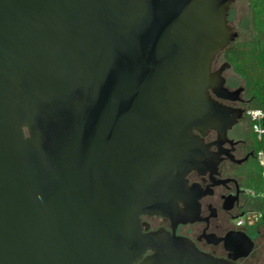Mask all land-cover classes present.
<instances>
[{"label": "water", "instance_id": "water-1", "mask_svg": "<svg viewBox=\"0 0 264 264\" xmlns=\"http://www.w3.org/2000/svg\"><path fill=\"white\" fill-rule=\"evenodd\" d=\"M233 2L0 0V264H240L140 217L243 116L212 70Z\"/></svg>", "mask_w": 264, "mask_h": 264}, {"label": "flooded vegetation", "instance_id": "flooded-vegetation-1", "mask_svg": "<svg viewBox=\"0 0 264 264\" xmlns=\"http://www.w3.org/2000/svg\"><path fill=\"white\" fill-rule=\"evenodd\" d=\"M224 51L216 54L212 70L225 67L222 73L225 77L226 70L233 66L225 58ZM226 86L231 89L227 79ZM221 101L244 111L239 121L227 131L226 137L219 136L216 130H209L206 135L193 130L203 140L208 152L220 158L219 163L191 169L186 174L185 202L178 201L180 213L174 220L144 213L140 216L141 224L145 232L164 229L192 240L205 253L240 264H253L254 252L259 249L256 226L260 221L264 223V218H258L264 208V197L255 187L256 181L260 180L258 153L262 141L255 135L247 115L245 90L238 100ZM242 217L246 222L238 224Z\"/></svg>", "mask_w": 264, "mask_h": 264}, {"label": "trees", "instance_id": "trees-1", "mask_svg": "<svg viewBox=\"0 0 264 264\" xmlns=\"http://www.w3.org/2000/svg\"><path fill=\"white\" fill-rule=\"evenodd\" d=\"M250 1L260 37L252 43L234 41L224 51L225 58L244 81L245 96L248 99L247 109L264 108V0ZM263 147L264 143L261 142L259 149ZM262 185L260 168V180L256 181L255 187L260 190Z\"/></svg>", "mask_w": 264, "mask_h": 264}, {"label": "rangeland", "instance_id": "rangeland-1", "mask_svg": "<svg viewBox=\"0 0 264 264\" xmlns=\"http://www.w3.org/2000/svg\"><path fill=\"white\" fill-rule=\"evenodd\" d=\"M228 20L239 34L235 43H252L261 35L257 30L255 14L250 0H234L228 11ZM225 77L227 85L231 89L243 87L245 90L243 79L233 68L226 70ZM256 230L259 249L254 252L252 263L264 264V223L260 221Z\"/></svg>", "mask_w": 264, "mask_h": 264}, {"label": "built area", "instance_id": "built-area-1", "mask_svg": "<svg viewBox=\"0 0 264 264\" xmlns=\"http://www.w3.org/2000/svg\"><path fill=\"white\" fill-rule=\"evenodd\" d=\"M247 115L252 121V129L258 140L264 143V108H250L247 109ZM259 162L262 168L263 185L260 189L261 195L264 197V147L258 153ZM258 218H264V208L258 213ZM246 222V218L242 217L238 220V224Z\"/></svg>", "mask_w": 264, "mask_h": 264}]
</instances>
